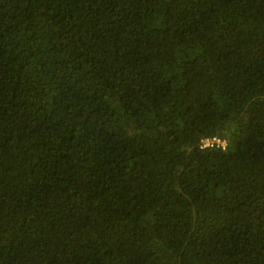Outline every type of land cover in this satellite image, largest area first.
I'll list each match as a JSON object with an SVG mask.
<instances>
[{
    "label": "trees",
    "instance_id": "16d2710c",
    "mask_svg": "<svg viewBox=\"0 0 264 264\" xmlns=\"http://www.w3.org/2000/svg\"><path fill=\"white\" fill-rule=\"evenodd\" d=\"M0 264H264V0H0Z\"/></svg>",
    "mask_w": 264,
    "mask_h": 264
},
{
    "label": "built area",
    "instance_id": "2783aa9c",
    "mask_svg": "<svg viewBox=\"0 0 264 264\" xmlns=\"http://www.w3.org/2000/svg\"><path fill=\"white\" fill-rule=\"evenodd\" d=\"M227 145L228 142L219 136L208 137L202 140L203 148L218 147V148L226 149Z\"/></svg>",
    "mask_w": 264,
    "mask_h": 264
}]
</instances>
